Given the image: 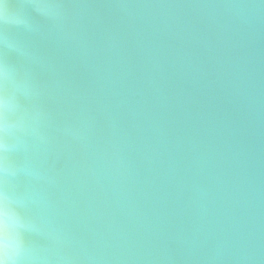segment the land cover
I'll use <instances>...</instances> for the list:
<instances>
[{
    "label": "water",
    "instance_id": "obj_1",
    "mask_svg": "<svg viewBox=\"0 0 264 264\" xmlns=\"http://www.w3.org/2000/svg\"><path fill=\"white\" fill-rule=\"evenodd\" d=\"M0 264H264V0H3Z\"/></svg>",
    "mask_w": 264,
    "mask_h": 264
},
{
    "label": "snow or ice",
    "instance_id": "obj_2",
    "mask_svg": "<svg viewBox=\"0 0 264 264\" xmlns=\"http://www.w3.org/2000/svg\"><path fill=\"white\" fill-rule=\"evenodd\" d=\"M3 2V0H0V3H2ZM6 222V221H5ZM18 236H19V238H20V233L18 234Z\"/></svg>",
    "mask_w": 264,
    "mask_h": 264
}]
</instances>
